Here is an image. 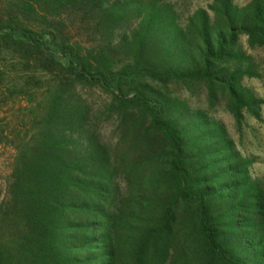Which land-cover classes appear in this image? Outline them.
I'll list each match as a JSON object with an SVG mask.
<instances>
[{"label":"trees","instance_id":"trees-1","mask_svg":"<svg viewBox=\"0 0 264 264\" xmlns=\"http://www.w3.org/2000/svg\"><path fill=\"white\" fill-rule=\"evenodd\" d=\"M81 1L89 10L105 5L7 0L5 11L8 20L31 18L36 6ZM106 10L112 24L141 18L130 39L121 36L131 60L114 74L107 50L95 51L90 64L77 47L57 43L62 21L44 34L0 22V39L41 51L73 80L97 84L119 108L135 103L149 117L143 132L138 123L130 132L139 156L121 185L126 157L116 162L88 134L80 99L57 92L40 136L15 156L0 199V230L10 233L0 264H264V180L251 178L252 160L223 129L168 89L203 88L209 107L224 103L238 123L244 112L260 120L264 100L243 84L258 76L257 66L240 37L264 48V0L243 7L214 0L185 25L170 0L115 1Z\"/></svg>","mask_w":264,"mask_h":264},{"label":"rangeland","instance_id":"rangeland-1","mask_svg":"<svg viewBox=\"0 0 264 264\" xmlns=\"http://www.w3.org/2000/svg\"><path fill=\"white\" fill-rule=\"evenodd\" d=\"M6 1L0 0V22L11 26H23L36 33H53L58 21L64 27L57 36V43L77 47V51L86 61L93 64L91 57L102 48L113 62L109 70L114 74L123 64L129 63L131 56L120 48L121 36L128 39L139 30L141 18L132 16L112 24L105 17L106 7L115 1L105 0L103 7L94 6L90 10L84 2L60 6H36L37 13L31 18L8 20ZM176 16L181 23L198 9H207L214 0H170ZM251 0H232L233 4L243 7ZM64 4V5H63ZM90 7L92 5H89ZM50 7V9H48ZM52 23V24H51ZM242 49L252 57L257 66V77L245 78L243 84L250 88L257 98L264 100V48H248L246 37H240ZM110 47L109 49H107ZM169 85L173 96L186 100L192 112H202L207 118L223 129L226 138L232 142L234 150L244 158L251 159L249 174L251 178L264 180V104L261 107L260 120L254 119L246 112L241 122L228 112L224 103L209 107L207 95L203 88L195 87L193 92L183 87ZM59 91H66L78 98L86 112L85 130L96 137L99 144L107 146L116 162L126 157V166L118 173L117 180L121 185L127 182L125 175L129 163L139 156L131 144L130 132L135 123L139 124L140 132L146 129L149 117L143 116L135 103L125 108L114 102L113 96L97 84H87L73 80L72 76L58 69L45 59L44 54L25 44L11 43L0 39V199L5 195L8 181L14 166L15 156L24 149L25 143L36 140L42 130V123L50 100ZM128 97H131L129 92ZM193 93V94H192ZM128 115V122L122 119ZM140 135L136 136V140ZM0 243L8 245L10 233L0 230Z\"/></svg>","mask_w":264,"mask_h":264}]
</instances>
